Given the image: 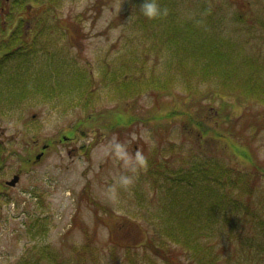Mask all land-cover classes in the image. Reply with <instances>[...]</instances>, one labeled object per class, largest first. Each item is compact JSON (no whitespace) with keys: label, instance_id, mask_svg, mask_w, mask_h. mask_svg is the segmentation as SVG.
Masks as SVG:
<instances>
[{"label":"rangeland","instance_id":"1","mask_svg":"<svg viewBox=\"0 0 264 264\" xmlns=\"http://www.w3.org/2000/svg\"><path fill=\"white\" fill-rule=\"evenodd\" d=\"M156 2L168 9L164 21L152 27L159 38L165 39V30L169 27L194 20L199 33H207L220 42L228 41L231 47L241 43L244 55L264 58V0ZM142 3L143 0H52L42 4L46 5L44 11L39 5L28 3L26 10L12 14L10 31L16 28L18 18H22V28L17 25L19 33L32 38L31 29L36 28L34 35L41 34L33 42L40 45L32 48L42 54L37 61H29L34 69L27 70L19 58L11 61L12 66L21 65L22 74L16 77V84L6 83L7 76L0 84V142L3 143L0 148V264H48L49 259L39 258L43 249L56 253L59 260L56 264H66V256L76 259V253L69 246L75 249L83 246L87 250L93 247L95 255H99L94 264H114L110 240H117L122 248L134 246L128 249L133 264H152L149 260L166 264L148 247L149 239L160 241V233L155 231V216L158 204L165 202L160 194L159 200H153L154 189L146 175L147 169L137 166L133 171L132 166H126L115 153L117 147L133 163L139 151L148 160L168 157L173 161L172 166L177 159L171 157L179 149L177 156L193 162L203 160L210 153L211 159L227 170L235 172L234 169L242 167L240 174L247 176L242 179H249L253 184L255 204L264 211L259 206L264 201L263 103L248 104L240 92H230L226 98L229 104L222 112L225 118L214 120V109L221 102H211L212 108L206 107L207 112L202 114L210 130L198 138L205 131V121L202 126L185 132L182 114L175 118L160 115L169 107L184 111L190 106L189 101L184 104L183 80L179 76L170 91L180 99L171 101V96L144 86L135 98L116 99L121 93L110 80L112 72L119 73V80L126 77L134 80L135 75L145 83L162 78L166 65L172 66L176 61L171 41L153 46L156 39L148 36L151 30L137 26ZM203 3L208 12H203ZM242 3L248 4L242 9ZM8 10L9 5L0 3V19ZM238 15L246 20L237 19ZM169 16L173 17L172 21ZM253 17L251 22L249 18ZM54 23L56 28L52 27ZM3 41L4 37L0 36V43ZM49 55L53 56L50 69L47 67ZM231 59L240 69L237 77L242 76L247 70L242 58L232 55ZM127 61L130 69L125 65ZM36 66L47 68L34 74L38 72ZM14 71L10 70L12 74ZM44 73L48 76H42ZM80 75L85 78L82 87L77 80ZM88 84L93 87L91 94L88 91L80 99V89L89 90ZM40 85L46 94L38 91ZM219 88L216 81H210L199 85L197 92H208L210 96ZM15 90H26L27 94L18 98ZM91 101L93 105L89 106ZM208 101L204 99L203 103ZM115 114L119 121L113 122ZM91 116L94 120L84 119ZM251 118L256 122L255 127L249 126ZM79 121L83 123L78 125ZM220 135L229 139H220ZM221 140L226 141L229 149L235 142L247 155L241 160L235 152L224 149ZM47 143L50 146L43 154L41 146ZM37 155L43 156L40 162L33 163L31 160ZM15 174L19 175L15 185H6ZM121 175L132 177L134 183L127 188L120 186L117 181ZM113 185H116L115 192L109 191ZM34 218H37L34 227L41 234L27 231L29 226L32 230ZM222 239L233 247L234 240ZM259 241L257 237L250 241L255 243L249 242L242 249L236 246L244 264H264V241ZM179 255L181 259L186 258L184 253Z\"/></svg>","mask_w":264,"mask_h":264},{"label":"trees","instance_id":"2","mask_svg":"<svg viewBox=\"0 0 264 264\" xmlns=\"http://www.w3.org/2000/svg\"><path fill=\"white\" fill-rule=\"evenodd\" d=\"M51 1L0 0V3L9 5V10L0 19V36L5 39V41L0 43V84L4 83L6 76V83L16 84V77L22 74L21 65L15 63L12 66L11 61L18 58L21 59L20 63L28 70L33 66L31 62L32 66L30 65L29 61H37L42 54L38 53L39 49L32 48L33 45H40L36 41L33 42L36 36L41 34L34 35L36 28L31 29L33 39L21 32L19 33L17 25L22 28V18H18L19 23L16 28L10 31L9 26L14 18L12 14L16 13L18 15L26 10L27 6H29L28 3L39 5L37 7L42 8L41 11H44L46 5L42 4L50 3ZM247 4L242 3L241 8ZM205 6L206 4L203 3L204 13L209 11V8ZM168 18L169 21L173 19L172 16ZM237 19L246 20L239 15ZM249 19L254 22V17ZM163 21L164 17L154 20L148 19L147 21L146 17L140 12L136 19V24L143 30H151L148 36L155 38V41L158 40L156 45L155 41H153V46L159 47L158 44L164 45L167 40L171 41L173 44L172 51L175 54L173 57L176 61L172 66L170 64L166 65V72L162 78L151 79L145 83L141 81L139 76L135 75L136 78L132 76L134 80L127 77L119 80V73L112 72L110 80L119 87L118 93H121L116 95V99L127 100L131 97L135 98L137 94L144 90L142 86L146 88L152 87L150 90L161 91V94L171 96V101H174L176 97L180 99L178 96H173L170 91L171 87L178 82L177 77L179 76L183 80L184 94L182 96H184V104L189 101L190 106L187 109L184 108V111L176 106L169 107L160 115L165 118H175L182 114L181 116L184 118L182 123L185 122L183 131L185 132L189 131L190 128L202 126L201 123L206 119H202V114L207 112V110L205 112L206 107L212 106L211 102H216L217 100L221 102L220 106L214 109V120L217 117L225 118V116H222V112L223 108L229 104L226 98L230 92H240V95L248 100V104L251 101L264 104V58L244 55L245 52L241 47V43H238V45L233 44L234 47H231L228 41L220 42L218 39L210 37L207 33H199L194 20L178 27H169L168 30H165V39L159 38L152 32V27H154L155 23ZM55 25L57 24L54 23L52 27L56 28L57 26ZM38 30L41 32V26ZM63 32L67 33L65 29ZM17 35L23 39L20 40ZM47 53L51 54L49 51ZM232 55L241 57L242 62L245 64L247 70L242 76L239 74V77H237L240 69L232 62ZM52 58L53 56L49 55L47 63L49 69L52 66L50 62ZM125 65L126 67L128 65L130 69V61H127ZM47 67L36 66L38 72H34V74H40L39 71H43ZM140 68L143 71L142 67ZM11 69L12 72L15 69L14 75L10 72ZM43 75L48 76V73ZM244 77H246L245 80H243ZM191 79H195L196 83L192 84ZM77 80L82 87V82L85 81V78L80 75ZM210 81H216L220 85V88L215 93H210L209 96L208 92H197L199 85ZM88 89H84V87L80 89V99H83L88 91L91 94L93 87L90 84H88ZM15 91L18 98L27 94L26 90ZM38 91L46 94L41 85ZM204 99L209 101L203 103ZM196 101L199 102L193 104ZM88 105L92 106L93 102H89ZM117 115L115 114L113 122L119 121ZM84 119L91 121L94 120V117L91 116ZM250 120L249 126L255 127L256 122H254L253 118ZM83 121H79L78 125L82 124ZM204 127L205 131L200 132L197 135L198 138L204 137L210 130L207 122ZM80 130L83 131L82 125ZM214 132L219 134L215 128ZM213 136L215 137V134ZM219 138L229 139L224 135H220ZM221 141L225 146L224 149L235 152L238 157L240 156L241 160H243V156L247 155L245 149L238 146V144L236 145L235 142L234 144L231 143L232 148L229 149L226 141ZM2 144L0 142V148L3 147ZM180 152L181 149L176 151L173 154L174 156L171 157L177 159L175 166H172L173 161L165 156L160 155V160L156 158L157 156L155 160L147 159L146 175L151 179L154 189L153 200L157 199V195L160 194L161 199L165 202L160 206L158 204V213L155 216L157 225L155 231L158 234L160 233V241L156 242V239H149L148 247L166 264H244L245 262L237 255L236 246L240 245V249H242L257 237L264 241V211L260 210L257 207L258 205L256 206L255 204L253 184H251L249 179H242V176L247 177L240 174L242 167L237 170L234 169V172L227 170L219 164L220 162L211 159L213 155L210 153L203 160L201 158L199 161L193 162L190 159H184L185 157L183 156L176 155ZM164 160H168V162H164ZM178 163L179 166H177ZM261 205L264 208V201L259 206ZM150 219H152V216ZM36 220L37 218H34L32 230L29 226L27 231L38 235L41 234V231L34 227ZM222 238H227L229 241L234 240L233 247L228 243H223ZM109 244L114 264H133L134 260L130 257L128 249L134 246L130 245L122 248L123 246L117 240H110ZM142 245L145 246V243H142ZM173 245L178 248L172 247ZM69 247L76 253V259L70 257V255L66 256V259H64L67 260L64 262L66 264H94L99 260V255H95L93 247L88 250L82 248L83 246L77 249L73 246ZM227 248L228 252L226 251ZM176 249L181 254L184 253L186 258L181 259L178 257L180 252L177 253ZM135 250L134 253L136 252ZM40 253L39 258L49 259L48 264L59 262L56 253H47L44 249ZM262 254L264 255V253ZM149 262L159 264L153 260H149Z\"/></svg>","mask_w":264,"mask_h":264},{"label":"clouds","instance_id":"3","mask_svg":"<svg viewBox=\"0 0 264 264\" xmlns=\"http://www.w3.org/2000/svg\"><path fill=\"white\" fill-rule=\"evenodd\" d=\"M139 10L149 20L163 18L168 15L167 7L161 8V6L156 2V0H143V3L140 5ZM115 153L118 157L124 160L126 166H132L133 171H136L137 166L145 170L148 167L147 157L139 151L135 153L134 163L132 162L130 157H128L126 154L120 151L119 147H117ZM117 183L120 186L127 188V187H130L134 183V179L129 176L121 175ZM115 190H116V185H113L109 189V191H112V192H115Z\"/></svg>","mask_w":264,"mask_h":264},{"label":"flooded vegetation","instance_id":"4","mask_svg":"<svg viewBox=\"0 0 264 264\" xmlns=\"http://www.w3.org/2000/svg\"><path fill=\"white\" fill-rule=\"evenodd\" d=\"M50 145L47 143V144H44L43 146H41V151H43V154H44V152H45V150L49 147ZM39 153V152H38ZM43 156V155H42ZM41 156V157H42ZM41 157L39 158V159H36V156L34 157V159L35 160H31L33 163H37V162H40V160H41ZM14 176H17L18 177V179H19V175L18 174H15V175H13V177ZM12 177V178H13ZM6 185H9L7 182L5 183Z\"/></svg>","mask_w":264,"mask_h":264},{"label":"water","instance_id":"5","mask_svg":"<svg viewBox=\"0 0 264 264\" xmlns=\"http://www.w3.org/2000/svg\"><path fill=\"white\" fill-rule=\"evenodd\" d=\"M36 158L39 159V158H40V155H37ZM17 181H18V177H17V176H14V177L8 182V184L13 186V185H15V183H16Z\"/></svg>","mask_w":264,"mask_h":264}]
</instances>
